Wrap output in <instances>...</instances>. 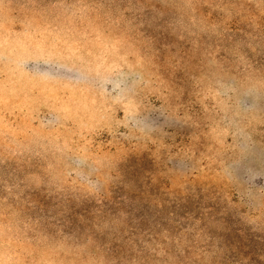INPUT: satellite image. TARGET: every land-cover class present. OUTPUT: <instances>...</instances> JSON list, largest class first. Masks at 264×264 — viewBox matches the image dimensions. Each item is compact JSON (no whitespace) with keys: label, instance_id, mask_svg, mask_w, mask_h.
<instances>
[{"label":"rangeland","instance_id":"rangeland-1","mask_svg":"<svg viewBox=\"0 0 264 264\" xmlns=\"http://www.w3.org/2000/svg\"><path fill=\"white\" fill-rule=\"evenodd\" d=\"M0 264H264V0H0Z\"/></svg>","mask_w":264,"mask_h":264}]
</instances>
